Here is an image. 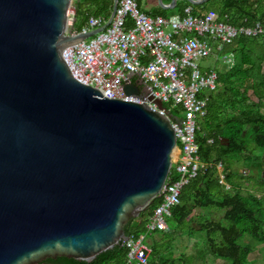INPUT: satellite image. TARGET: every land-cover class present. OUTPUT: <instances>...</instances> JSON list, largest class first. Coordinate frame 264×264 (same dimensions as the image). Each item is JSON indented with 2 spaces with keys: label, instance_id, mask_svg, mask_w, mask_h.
Returning <instances> with one entry per match:
<instances>
[{
  "label": "water",
  "instance_id": "water-1",
  "mask_svg": "<svg viewBox=\"0 0 264 264\" xmlns=\"http://www.w3.org/2000/svg\"><path fill=\"white\" fill-rule=\"evenodd\" d=\"M73 1L0 0V264L92 262L128 241L179 150L168 116L74 77L64 50L109 27L119 0L102 26L69 33Z\"/></svg>",
  "mask_w": 264,
  "mask_h": 264
},
{
  "label": "trees",
  "instance_id": "trees-1",
  "mask_svg": "<svg viewBox=\"0 0 264 264\" xmlns=\"http://www.w3.org/2000/svg\"><path fill=\"white\" fill-rule=\"evenodd\" d=\"M135 1L140 10L145 12L143 0ZM163 1L165 4L172 2ZM113 4L114 0H75L71 30L82 32L88 27L91 18H101L106 23L111 16ZM188 7H192L196 16L237 27L254 26L256 23L264 25V0H210L199 6L179 0L175 9L166 10L158 6L146 13L153 17L183 16ZM228 52L234 54L236 63L232 68L227 66L226 69H213L218 73L217 87L210 93L207 114L200 119L203 123H198L196 133L199 155L206 169H202L183 188L181 204L173 208L167 219V230L148 229L161 198L156 199L151 207L125 226V232L130 237L145 235L147 245L149 237L163 236V248L166 246L168 251H173L175 243L181 241L184 235H180L177 228L188 223L195 209L224 210L225 223H207L200 232H190V238L196 241V245L207 247L201 249L203 252L198 256L203 264H209L206 261L209 253L217 259L228 261V264H248L253 246L244 245V238L251 236L264 242V196L244 195L237 180H233L235 162H242V159L253 155L255 147L264 150V38L240 36L224 48V53ZM252 97L258 101L252 102ZM261 159L259 166H254L253 172L258 175V184L264 191V157ZM219 164H222L221 173L225 175L229 189L220 184ZM171 180H178L176 168L172 169ZM158 244L153 246L149 254V264H159L157 260H161L162 264H194L193 256L182 254L177 258L174 251L171 256L162 255V246ZM128 253L126 245L121 244L98 255L92 262L58 257L43 263L126 264Z\"/></svg>",
  "mask_w": 264,
  "mask_h": 264
},
{
  "label": "built area",
  "instance_id": "built-area-1",
  "mask_svg": "<svg viewBox=\"0 0 264 264\" xmlns=\"http://www.w3.org/2000/svg\"><path fill=\"white\" fill-rule=\"evenodd\" d=\"M74 15L75 10H71L73 23ZM103 24V19L91 18L83 32ZM240 36L264 38V25L237 27L196 16L192 7L186 8L183 16L153 17L141 11L135 0H119L109 27L63 52L80 82L111 99L147 104L173 123L180 151L174 159L178 180H171L170 174L159 197L162 201L149 222L150 231L168 229L167 219L173 208L181 204L183 188L206 169L196 140L197 120L207 114L218 73L202 68L201 61L215 56L232 68L235 56L224 53V48ZM127 84L137 85L140 95L128 96ZM221 168L219 164L220 184L229 189ZM145 239L141 235L123 243L129 250L126 264H149L151 249Z\"/></svg>",
  "mask_w": 264,
  "mask_h": 264
},
{
  "label": "rangeland",
  "instance_id": "rangeland-1",
  "mask_svg": "<svg viewBox=\"0 0 264 264\" xmlns=\"http://www.w3.org/2000/svg\"><path fill=\"white\" fill-rule=\"evenodd\" d=\"M74 1H73V3H74ZM73 3H72L71 10H74L73 9ZM72 23H73V20L70 21L69 33H72V31H71ZM201 67L202 68H212V69L219 68L220 70L227 68L221 62H219V60L215 56H211V57H209L206 60H202L201 61ZM251 101L252 102H257L258 100H257L256 97H252ZM263 112H264V109H263ZM197 121H198L199 124L203 123V121L200 120V119H198ZM177 155H178V152H177ZM177 155L175 156V159H177ZM263 157H264V150L255 147L253 155H251L248 158L246 157L245 159H242L241 160L242 162H240L238 164L237 168H235L233 170V175H234L233 176V180L237 179V183L239 184V186L241 188H243L242 193L244 195H246V196L249 195V194L256 195L253 191L252 192L250 191L251 189L252 190H259V191L262 190L263 191V189L258 184V181H257L258 177L253 172L254 166L255 167L259 166V164H260V162L262 160L261 158H263ZM174 168H176L175 164H173V169ZM248 168H249V170H248ZM245 169H247L248 171L244 172ZM229 192L232 193L231 191H229ZM188 225L189 224H185V225H183V227L177 228V230L179 229L180 235L183 233V234H186V235H188L190 237L191 229L189 228ZM173 227H174V225H172V228ZM180 235H178V237H180ZM197 236H198V234H197ZM248 237L249 238L247 240L246 239L243 240L244 245L245 244L246 245L247 244H251L253 246V251H252V253H251L250 257H249L248 264H264V242H259V241L255 240V239H253L251 236H248ZM178 244L183 248L182 245H185V242H184V240H181V241L177 242V245ZM163 249H164V252H163L162 255H167V256L170 255L171 256L172 253H174L173 252L174 250L173 251L172 250L168 251L166 246ZM255 250L262 251V255H261V258H260L259 261H258V259H259L258 257L260 255L258 253H256ZM252 256H254V258ZM209 263H212V262L210 261ZM226 263L228 264V261H226ZM160 264H162V263H160ZM177 264H179V263H177ZM194 264H201V263L197 262V263H194ZM214 264H220V263L215 262Z\"/></svg>",
  "mask_w": 264,
  "mask_h": 264
},
{
  "label": "crops",
  "instance_id": "crops-1",
  "mask_svg": "<svg viewBox=\"0 0 264 264\" xmlns=\"http://www.w3.org/2000/svg\"><path fill=\"white\" fill-rule=\"evenodd\" d=\"M160 6L159 4V1L158 0H143V8H144V11L145 13L146 12H150L152 9L156 8ZM74 9V8H73ZM221 63L223 65H225L227 67V65L220 59ZM219 69V68H218ZM177 152V150H176ZM180 154V151L178 150V155ZM177 155V156H178ZM240 162H235L234 165H233V170L235 168H237L238 164ZM247 169L244 170V172H246ZM258 177V175H256ZM237 180V179H236ZM257 181H259V178L257 179ZM243 190V188H242ZM250 190V189H249ZM251 192L253 191L258 197H263L264 196V191H259V190H250ZM224 216H225V211L224 210H220V209H217V208H209V209H195V211L193 212V214L191 215L190 219L187 221L189 224V228L193 231H196L197 233L201 231L202 228H204L207 223H225V219H224ZM249 237L246 236L244 239H248ZM182 240H184L185 242V245H182L183 248L178 244L177 245V242L175 243V246H174V252H175V257H179L180 255L182 254H185L187 256H193L195 257L194 259V263H201V258H198V256L200 255L201 252V249H205L207 247H202V245H196V241L194 239H191L188 235L184 234L182 235ZM147 242L150 246V249L152 251L153 249V246L157 244L159 245V247L162 246V243L163 242V236L161 235H155V236H151L147 239ZM163 246L161 247V254H163L164 252V249H162ZM181 248V249H180ZM205 251V250H204ZM256 253H258L260 256L258 257V261L260 260L261 258V255H262V251L260 250H255ZM207 252V251H206ZM205 253V252H204ZM251 255V254H250ZM250 257V256H249ZM254 258V256H252ZM256 257V256H255ZM206 261L209 263L210 261L212 263H209V264H214L215 262H218L220 264H227L225 260H222V259H217L215 258L212 254H207L206 256ZM157 262L159 263H162L161 260H157ZM159 263V264H160Z\"/></svg>",
  "mask_w": 264,
  "mask_h": 264
},
{
  "label": "bare ground",
  "instance_id": "bare-ground-1",
  "mask_svg": "<svg viewBox=\"0 0 264 264\" xmlns=\"http://www.w3.org/2000/svg\"><path fill=\"white\" fill-rule=\"evenodd\" d=\"M177 155V152H176V150L174 151V153H173V156L175 157Z\"/></svg>",
  "mask_w": 264,
  "mask_h": 264
},
{
  "label": "flooded vegetation",
  "instance_id": "flooded-vegetation-1",
  "mask_svg": "<svg viewBox=\"0 0 264 264\" xmlns=\"http://www.w3.org/2000/svg\"><path fill=\"white\" fill-rule=\"evenodd\" d=\"M41 264H46V263H41Z\"/></svg>",
  "mask_w": 264,
  "mask_h": 264
}]
</instances>
